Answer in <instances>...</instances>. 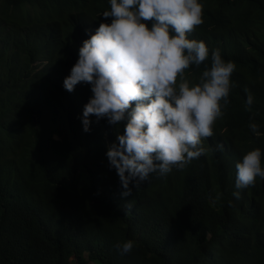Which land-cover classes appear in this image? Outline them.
<instances>
[{
	"label": "trees",
	"instance_id": "obj_1",
	"mask_svg": "<svg viewBox=\"0 0 264 264\" xmlns=\"http://www.w3.org/2000/svg\"><path fill=\"white\" fill-rule=\"evenodd\" d=\"M201 2L188 38L209 59L186 75L198 82L219 49L236 65L230 103L205 155L124 196L105 155L113 127L92 117L83 131L90 87H63L82 41L110 22L108 0H0V264H264V180L233 196L243 155L260 148L264 163V0Z\"/></svg>",
	"mask_w": 264,
	"mask_h": 264
},
{
	"label": "clouds",
	"instance_id": "obj_2",
	"mask_svg": "<svg viewBox=\"0 0 264 264\" xmlns=\"http://www.w3.org/2000/svg\"><path fill=\"white\" fill-rule=\"evenodd\" d=\"M94 34L82 41L78 58L63 81L68 92L77 84L90 87L83 106V131L101 119L114 129L115 139L106 145L108 166L114 169L125 191L149 180L183 170L207 153L202 141L213 136V127L225 115L236 65L213 49L210 66L204 65L198 82L186 75L190 65L209 59V48L188 34L203 23L201 0H108ZM151 22L150 25L148 22ZM245 110L254 97L248 89ZM251 132L260 136V125L250 118ZM117 129H121L117 131ZM217 151L224 145L216 144ZM233 196L264 180L262 150L246 152L235 164ZM219 197H217L218 199ZM120 255L132 253L134 241L117 242Z\"/></svg>",
	"mask_w": 264,
	"mask_h": 264
}]
</instances>
